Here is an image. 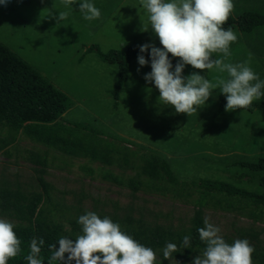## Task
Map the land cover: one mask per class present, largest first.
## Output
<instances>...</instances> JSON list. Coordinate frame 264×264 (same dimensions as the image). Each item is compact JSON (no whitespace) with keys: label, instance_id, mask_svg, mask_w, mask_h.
Here are the masks:
<instances>
[{"label":"rangeland","instance_id":"374dc122","mask_svg":"<svg viewBox=\"0 0 264 264\" xmlns=\"http://www.w3.org/2000/svg\"><path fill=\"white\" fill-rule=\"evenodd\" d=\"M79 2L68 8L63 0L0 3V42L69 98L71 107L57 124L76 132L98 133L97 138L104 144L112 143L129 153V165L123 156L109 165L70 154L27 138L22 131L13 133L0 124V190L12 192L15 199L23 196L20 205L33 194L42 196L32 220L21 216L14 198L0 200V218L12 222L15 232L28 231L44 208L46 221L56 220L71 234L73 222L91 211L119 224L132 219L143 222L149 229L161 228L187 236L193 230L196 212L201 210L203 222L207 217L218 226L227 243L247 239L256 250L262 251L264 222L248 217L246 211L260 212L264 208L220 191H208L206 201L200 204L206 192L200 183L218 180L263 192L264 176L248 171L241 164L257 163L264 158V113L257 109L233 110L217 116L222 104L220 97L225 96L218 88L212 90L197 113L190 116L176 113L158 99L159 90L154 82L144 79L151 72V61L147 58L149 63L145 66L139 65L138 58L132 61L128 81L115 105L112 90L119 76L118 67L105 63L91 48L97 46L108 53L143 44L157 46L159 39L151 30L140 0H90L101 11V16L93 21L83 19ZM233 3L234 17L246 11L264 13V0H233ZM62 11L69 15L59 22L57 17ZM145 24L149 26L146 32L141 30ZM234 32L237 40L230 45L232 55L226 62H242L251 52L250 66L264 81V29L250 35ZM213 57L221 58L222 54L214 53ZM174 59L178 62V58ZM192 73L213 84L227 78L226 72L215 68L202 71L186 65L183 76ZM152 155L170 163L177 183L144 176L143 188L134 191L112 178L127 181L136 176L144 160ZM36 156L46 165L38 163ZM41 176L52 187L51 204L39 184ZM165 247L166 244L154 249L156 264H177V261L193 264L194 258L202 254L179 246V252L165 260ZM23 249L21 240L20 253Z\"/></svg>","mask_w":264,"mask_h":264},{"label":"clouds","instance_id":"9594fccd","mask_svg":"<svg viewBox=\"0 0 264 264\" xmlns=\"http://www.w3.org/2000/svg\"><path fill=\"white\" fill-rule=\"evenodd\" d=\"M7 3V0H0ZM77 0H63L65 8ZM148 14L151 30L158 37L162 48L153 44L139 46L141 55L138 63H149L143 53L150 49L151 72L144 77L159 90V100L170 105L176 113L190 116L208 101L212 90L219 89L226 97L225 111L249 108L254 100L264 93V81L250 66L253 54L238 63L226 62L232 53L230 45L237 40L231 27L225 28L233 9V0H140ZM79 12L83 19L93 21L101 16V11L90 0H80ZM66 11L59 12V22L68 18ZM142 31H148L147 24ZM214 53L222 54L214 58ZM178 58L175 70L169 59ZM186 65L198 70L217 69L227 73L216 84L198 73L185 77ZM139 71V69H138ZM82 234L74 240L60 237L57 243L49 245L52 254L48 264H156V252L135 240L121 229L119 223L109 217L101 218L95 212H87L78 218ZM199 239L206 247L197 255L193 264H253L254 246L247 239H236L232 244L225 241L221 229L205 217L204 227L198 229ZM190 236H184L183 248H190ZM45 241L32 238L30 252L25 259L28 264H42L39 258ZM58 245V247H57ZM21 252V240L14 231V224L0 218V264H8L10 258ZM179 252L175 243H167L163 249L165 260ZM177 264L179 262L177 261Z\"/></svg>","mask_w":264,"mask_h":264},{"label":"trees","instance_id":"16d2710c","mask_svg":"<svg viewBox=\"0 0 264 264\" xmlns=\"http://www.w3.org/2000/svg\"><path fill=\"white\" fill-rule=\"evenodd\" d=\"M224 27L226 29L231 27L233 31L238 30L247 35L253 34L264 29V13L246 11L238 17H234L231 13ZM156 47L162 48L159 40ZM91 50H96L105 63L118 67L119 76L112 90L115 105H117L120 90L128 81L132 61L138 58V55H141L139 46H131L127 50H112L108 53L102 52L97 46H93ZM143 55L151 61L150 52H145ZM169 59L174 68L177 61L171 54H169ZM262 93H264V89ZM220 100L222 104L216 112L217 116L225 114L226 97L221 96ZM70 107L71 102L63 92L54 87L43 75L0 42L1 125L8 127L13 133L22 131L27 138L61 149L70 154L76 153L77 155L92 158L94 161L100 160L109 165L114 164L116 160L123 156L124 161L129 165V153L121 151L112 143L104 144L102 140L97 138L98 133L86 134L77 129L79 132V135H77L78 132L75 130L57 124L56 121L66 114ZM256 109L264 113V95L260 99L253 101L249 108L236 110L253 112ZM79 127L84 129V127ZM2 142L6 143L4 140ZM35 158L38 163L43 166L46 165L45 161L41 160L40 157L36 156ZM241 166L254 174L264 176V158L259 159L257 163H242ZM144 176L154 181L169 180L172 183L178 182V178L170 163L158 155L146 158L140 167L139 173L134 177H130L127 181L112 178L116 182L128 185L134 191H139L144 186L142 179ZM39 184L46 194V201L51 204V185L46 182L43 176L39 177ZM200 185L206 191L202 197L203 199H200V204L206 201L208 191H220L221 193L241 198L255 207L264 208V181L262 183L263 192L249 191L234 184L218 180H202ZM6 198L15 199V195L10 191L0 190V200L3 201ZM22 198L23 196L19 195L18 199H15V206L20 210L22 217L26 218L29 216L30 220H32L37 213L42 196L41 194H33L30 199H23L24 203H26L20 205L19 200ZM54 209L60 212L59 209ZM50 211L52 212L51 209ZM246 214L256 221L264 222V211L248 210ZM73 224L74 231L68 234L56 220H45L43 208L41 212H38V217L31 224L30 230L16 232L17 237L21 238L24 243V249L16 257L10 258L8 264H28L25 257L30 252V241L34 237L37 239L42 238L45 241L44 245L41 246L39 258L42 260V264H48V259L52 254L49 245L57 243L62 236L74 240L78 235L82 234L81 225L76 221ZM120 226L123 231L131 235L139 243L146 247H151L153 250L167 243H176L178 247H183L184 235H178L171 231L164 232L161 228L149 229L145 227L143 222L132 219L121 222ZM201 227H204V222L202 211L198 210L194 217L193 230L187 235L191 238L190 248L187 249L192 252L202 253L206 247L205 243L199 239L198 229ZM252 260L253 264H264V249L262 251L255 249L252 254ZM55 264H60V262H55ZM73 264H75L74 261Z\"/></svg>","mask_w":264,"mask_h":264}]
</instances>
